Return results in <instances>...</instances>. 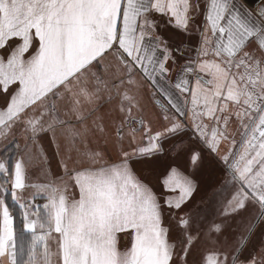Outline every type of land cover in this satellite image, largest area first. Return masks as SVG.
Wrapping results in <instances>:
<instances>
[{
    "label": "snow or ice",
    "instance_id": "6c2138e0",
    "mask_svg": "<svg viewBox=\"0 0 264 264\" xmlns=\"http://www.w3.org/2000/svg\"><path fill=\"white\" fill-rule=\"evenodd\" d=\"M0 142V264H264V0H0Z\"/></svg>",
    "mask_w": 264,
    "mask_h": 264
},
{
    "label": "crops",
    "instance_id": "0c3cea01",
    "mask_svg": "<svg viewBox=\"0 0 264 264\" xmlns=\"http://www.w3.org/2000/svg\"><path fill=\"white\" fill-rule=\"evenodd\" d=\"M198 39H199L198 33H196V32L191 33V45L193 47L196 46ZM144 102L147 104L149 110H159L158 106H155L147 95H145ZM2 147H3V144H2V142H0V148H2ZM45 147L47 148L49 155L51 156L52 152L54 150L52 148L48 147L47 142L45 144ZM13 149H14V146H9L8 151H13ZM49 164L51 166L52 171L55 172L57 170V160L54 158L50 159ZM37 175H39V172H37Z\"/></svg>",
    "mask_w": 264,
    "mask_h": 264
},
{
    "label": "rangeland",
    "instance_id": "374dc122",
    "mask_svg": "<svg viewBox=\"0 0 264 264\" xmlns=\"http://www.w3.org/2000/svg\"><path fill=\"white\" fill-rule=\"evenodd\" d=\"M166 147H168L166 145ZM213 174L217 175V176H220V173L218 171V169H216L215 165H213L212 167H210L204 174L203 176V180L202 182L203 183H207L212 177H213ZM222 178V177H221ZM199 203V200L197 201Z\"/></svg>",
    "mask_w": 264,
    "mask_h": 264
},
{
    "label": "water",
    "instance_id": "95a60500",
    "mask_svg": "<svg viewBox=\"0 0 264 264\" xmlns=\"http://www.w3.org/2000/svg\"><path fill=\"white\" fill-rule=\"evenodd\" d=\"M249 4L255 5V0H248Z\"/></svg>",
    "mask_w": 264,
    "mask_h": 264
},
{
    "label": "trees",
    "instance_id": "16d2710c",
    "mask_svg": "<svg viewBox=\"0 0 264 264\" xmlns=\"http://www.w3.org/2000/svg\"><path fill=\"white\" fill-rule=\"evenodd\" d=\"M123 246H124V243H123V241L121 242V247L123 248Z\"/></svg>",
    "mask_w": 264,
    "mask_h": 264
}]
</instances>
